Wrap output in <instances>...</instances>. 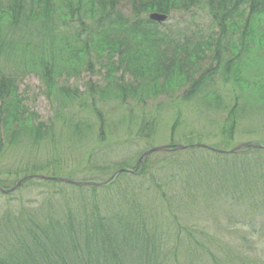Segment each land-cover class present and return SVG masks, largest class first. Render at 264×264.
<instances>
[{
	"label": "trees",
	"instance_id": "1",
	"mask_svg": "<svg viewBox=\"0 0 264 264\" xmlns=\"http://www.w3.org/2000/svg\"><path fill=\"white\" fill-rule=\"evenodd\" d=\"M130 1L131 14L125 15L119 9L120 0H0V64L21 62L13 69L6 65L0 69V187L16 188L21 180L17 189L30 188L20 199L14 197L17 189L0 192V264H182L181 257L185 264H231L230 259L238 264H264V246L259 256L256 251L261 243L249 241L257 234L262 241L263 222L258 228L252 226L251 233L235 228L239 222L230 224L239 245L212 244L216 252L207 256L200 252L201 245L197 255L189 256V232L188 239L181 244L168 241L172 232L176 241L183 239L179 232L174 233L178 227H174L172 219H176L175 212H183L182 207L193 209L198 192L212 198L221 189L229 199L243 204L261 205L260 199L264 198V149L245 146L234 154L198 147L175 151L173 130L181 119L180 112L167 146L171 150L151 154L165 155L152 165L150 156L144 161L141 156L151 148L147 145L159 123L152 116L147 120L140 118L148 144L138 150L134 162L130 159L109 166L114 174L117 170L133 173L121 172L117 177L113 174L100 187L39 177H62L82 184L99 182L96 178L100 176L94 177L92 173L108 171L103 164L83 168L80 172L89 174L83 182L76 181L74 173H63L57 159L50 160V155L47 162L39 163L36 158L31 160L33 163L18 161L13 170L5 167L9 161L5 153L21 141L27 140L28 151L43 141L44 147L47 142L50 147L56 146L54 123L37 122L38 116L24 105L26 97L19 94L17 82L31 74L39 78L43 97L55 101L60 110L74 109L67 116L57 109L55 122H64L70 136L78 139L93 134L97 128L94 151L104 152L105 157L111 153L112 157L120 156L122 146L130 149L136 143L130 135L121 140L111 137L108 124L112 120L102 112L108 96L123 106L126 104L127 111L132 110L130 102L145 106L146 101L163 96L169 102L182 104L199 94L207 105L213 101L219 108L222 99L217 92L218 78L231 88L233 103L218 128L220 140L212 147L222 152L233 148L229 146L235 139L240 110L235 93L241 82L237 62L242 55L264 59V30L257 37L255 26V20L264 17V0ZM58 5L60 11L56 16L54 9ZM194 8L204 9L214 30L207 40L194 38L178 48H173L176 43L171 36L159 32V27L147 18L150 12L168 15L175 11L191 12ZM33 21L42 26L40 31L47 33L40 45H20L4 38L5 31H11L8 27H28ZM206 60L210 63L203 69L200 63ZM200 70V78L195 79ZM84 72L99 73L102 83L88 82L85 91L68 84ZM184 87L187 91L175 96ZM253 93L264 98V83L255 86ZM119 117L113 123L127 125L125 131H130L133 116L127 113ZM88 118L90 123L85 121ZM91 154L88 153V161L94 156ZM182 192L184 202L174 212L178 206L171 207L170 203ZM159 195L162 201L157 198ZM257 218L260 217L249 216L246 223L254 224Z\"/></svg>",
	"mask_w": 264,
	"mask_h": 264
},
{
	"label": "rangeland",
	"instance_id": "2",
	"mask_svg": "<svg viewBox=\"0 0 264 264\" xmlns=\"http://www.w3.org/2000/svg\"><path fill=\"white\" fill-rule=\"evenodd\" d=\"M195 8L191 12L175 11L173 13H168V15L166 13L154 12L167 17L162 23L157 24V22L154 21L152 23L159 27V32L166 33L168 36H171V40H174L176 43L175 47L173 48L181 47L186 43L190 44L194 38L195 40L202 41L207 40L209 36H211L214 28H212L213 26L208 20L205 14L206 12L203 8H199L195 11ZM59 9V5L54 9L56 16L58 15V11H60ZM119 9L125 15H130L131 1L120 0ZM34 10L38 12L37 9ZM57 26L58 24L56 23L55 27ZM255 26L258 27L256 31V35L258 37L259 35L263 34L264 17H260V21L256 19ZM40 28H42V26L39 27V25L34 21L31 22L28 27H8V29L11 31H5L6 37L4 38H7V41H11L20 45H40L42 38L47 36V33L40 31ZM45 30L47 31L46 28ZM54 32L55 35L58 34L57 29L54 30ZM209 63L210 62L207 60L205 62L203 61L200 63V67L202 66V68L205 69V67H208ZM20 64L21 62L19 61H15V63H5L3 61L0 64V69H4L5 65L13 69L14 66ZM237 64L239 68L237 77L239 78L238 81L241 80V82L236 85L240 87H235V93L239 96L240 110L238 112V125H236L237 129L235 139L229 147L236 148V146H239L243 143L247 144V142H253L264 146V98H259L258 94L253 93L255 86H260L261 83H264V59H256L254 55H252V57L242 55L240 61H238ZM200 75L201 70L198 71L196 75H194L195 79L200 78ZM127 78L129 79L130 77L127 76ZM101 80L102 77L99 73L93 75L89 74L88 72H84L79 79L71 80L68 84H70V86L78 87L81 91H85V85L88 82L99 85L102 83ZM216 81L219 82L217 86V92L222 99V104L219 107L221 109L217 108L213 101H210L211 105H207L205 100L200 98L202 94H199L195 99H192L188 102H183L182 104H180V102L174 103L175 100L169 102V100L163 96L156 98V100L152 99L150 101H146L148 103L151 102L150 104L147 103L148 105H138L140 107H138L137 104H132L130 102L129 104L132 108L131 111H127L125 108L126 104L123 106L120 103L113 101L111 95L108 96L106 98L107 102H103L104 104L102 105V112H106L105 114L110 120H112L108 124L109 130L112 132L111 137H116L117 139L121 140L127 136L129 137L130 135V137L134 139L136 143L133 144L130 149H126L121 145L124 150H122V154H119L120 156L115 154L112 157L113 153H111V155L105 157L106 154L104 152L96 153V151H94L97 140L95 135L97 128H94L95 132H93V134L89 136L86 134V136H83L81 139L70 136L71 132L64 122H59V124L58 122H55V111L60 109L56 105L55 101L51 102L43 97L42 86L40 84L41 82L39 78L34 74L25 76L16 84L18 85L19 94L26 97L24 105L29 109V111L34 112L38 116L37 122L48 125L50 123H54V141L56 146L50 147L49 143L47 142L46 146L44 147L45 142L43 141L41 143H36L34 150L28 151L27 140L21 141V144H19L18 147H14L9 152H7V154L5 153L7 160H9L7 161L8 163L5 165V167L7 168L10 166L13 170L16 168L14 164H16L18 161H23L24 163H33L36 158L39 160L37 161L39 163L47 162V158L50 155V160L52 157H54L55 160L57 159L58 168H60L62 172L65 171L71 175L74 173V179L79 182H83L87 179L86 177H89V174H83V172H80L83 168L87 166L99 167L102 166V164L104 166H108V171H106V169L103 170V172L101 171V173H92L94 177L100 176L99 178H96V181L103 182L107 179V177H110L114 174L113 168L109 167L110 164L112 166H116L118 163L123 164V162L125 163L130 159H133L134 162L137 157L138 150H142V148L146 147L148 144V142L145 141L146 134L141 130L140 127V124H144V121L140 120V118L142 119V117H145L147 120L150 116H152L158 120L157 124L159 123V127L157 132L155 136L152 137L149 145H147L154 149L165 147L171 144L172 126L174 125L173 123L179 112L181 114V119L179 120V123H177L178 125L175 126V130H173L174 145H180L184 147L212 146L214 144L217 145L220 140V132L218 128L223 125V121L226 119V115L232 106L233 101L231 99L233 92H231V88L229 86L223 85V83L219 81L218 78ZM186 91L187 87L182 88V90H177L175 92V96H181ZM73 110L70 107H64L60 111H63L62 114L67 116L70 112H74ZM127 113H130V115L133 116V122L130 126L131 130L128 132L125 131V126L127 125L124 126L118 123H113L119 120V116L121 114ZM112 114L114 116H112ZM85 121L87 123L91 122L89 118ZM88 153H92L91 155H94L90 161H88ZM164 156L165 155H157L154 157L150 155L149 164H155V160H162ZM105 168L106 167H104V169ZM51 169L54 170V168L51 167L50 171H53ZM118 171L119 170H117L116 173ZM124 172L133 173L131 170H124ZM105 174L107 175L106 177ZM145 184L147 183L145 182ZM16 189H14V191ZM29 190L23 189L20 191L17 189V193L14 197L17 199L22 197L25 198L24 194ZM217 190V197L212 198H209L208 195L205 196L204 192L196 193L195 199L192 203L195 204V206L191 210H186L184 207H182L181 210H183V212H175L181 208V204L184 202L182 195L183 192L181 194H177L178 196L176 195L177 198H175V201L170 203L171 207L178 206V208L173 210L177 214L175 216L176 219L172 220L175 223L174 227H178L177 232L174 233L179 232L181 236H183V239L176 241L171 236L173 233L172 232L169 234L170 238H168V241L170 244H181L184 242V239H188L186 233L189 232L192 235V237L189 238V241L187 240V245L190 250V257H193L195 254L197 255V250L201 246L203 249L200 252L207 256L211 255L213 252H216V247L211 246L212 244L229 247L239 245L240 240L233 236V231L230 230L232 229V226L229 227L230 224L239 222L234 227L237 229L239 228V231H250L249 233H251L252 226L258 228L260 223L262 224L263 222L264 224V206H262V204L264 205V198L260 199L261 205L256 202L247 204L236 203L232 199H229L221 189ZM219 192L223 193L220 194ZM174 193L172 192V196ZM150 195L152 197L154 196L152 193H150ZM158 197H160L161 200V195L157 196V198ZM173 197H171V199ZM21 202L22 201L20 200L19 204ZM151 204L154 205L153 203ZM243 208H246L247 210ZM256 208H259V211L256 210ZM253 212H258V214H252ZM252 215H257L262 219L257 218L254 224L249 225L246 223V220ZM260 235H263L264 237V230L261 231ZM249 241H255L258 245L261 243L259 245V249L256 251V254L260 256V250H262L264 246V238H262V241L258 240L257 234L253 235V238L249 239ZM223 255L224 253L222 252V258ZM180 261L182 264H185V259L183 257L180 258ZM230 262L231 264H238L234 261H231V259ZM192 264H197V261H193Z\"/></svg>",
	"mask_w": 264,
	"mask_h": 264
},
{
	"label": "water",
	"instance_id": "3",
	"mask_svg": "<svg viewBox=\"0 0 264 264\" xmlns=\"http://www.w3.org/2000/svg\"><path fill=\"white\" fill-rule=\"evenodd\" d=\"M148 16H149V19L150 20H152L154 22H157V24L164 22L166 20V18H167L165 15H160V14H156V13L150 14ZM249 146H250V148L264 149L263 146L262 145H259V144L249 145ZM185 148L183 146L176 147L177 150H181V149H185ZM205 148H208V149H210L212 151H216L213 148H209V147H205ZM163 150H164V148H159V149L157 148V149H154V150L151 149L148 152H146L145 154H143V156L141 157V159L144 160L151 153L156 152V151H163ZM236 151H237V149L236 150H232L229 153H235ZM120 173H121V171L118 172L116 174V176L119 175ZM41 178H43V179H51V180H54V181H60V182H65V183H69V184H74V185H94V186L96 185V184H91V183H87V184H85V183L84 184H82V183H75L73 181H70V180H67V179H63V178H52V177L51 178L41 177ZM19 185H20V183H18L17 186H19ZM0 191L4 192V190H2L1 188H0Z\"/></svg>",
	"mask_w": 264,
	"mask_h": 264
}]
</instances>
